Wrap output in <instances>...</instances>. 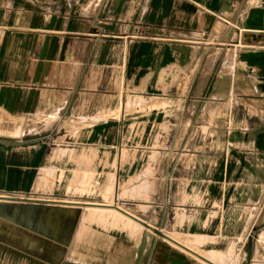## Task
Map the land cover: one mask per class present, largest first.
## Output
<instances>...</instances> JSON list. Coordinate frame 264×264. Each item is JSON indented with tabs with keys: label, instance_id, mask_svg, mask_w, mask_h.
I'll use <instances>...</instances> for the list:
<instances>
[{
	"label": "crops",
	"instance_id": "0c3cea01",
	"mask_svg": "<svg viewBox=\"0 0 264 264\" xmlns=\"http://www.w3.org/2000/svg\"><path fill=\"white\" fill-rule=\"evenodd\" d=\"M42 174L53 189L32 198ZM89 179L114 204L44 197ZM40 204L83 210L84 230L140 226L77 237L90 263L146 264L155 246L153 264H199L159 235L259 253L264 0H0V264H52L19 244L35 227L65 238L73 215Z\"/></svg>",
	"mask_w": 264,
	"mask_h": 264
},
{
	"label": "rangeland",
	"instance_id": "374dc122",
	"mask_svg": "<svg viewBox=\"0 0 264 264\" xmlns=\"http://www.w3.org/2000/svg\"><path fill=\"white\" fill-rule=\"evenodd\" d=\"M61 177V174L59 175V178ZM56 179V175L54 174H42L40 176V179L37 183V185L34 187V192L36 194L29 195L32 198H40L42 196L38 195L39 193H50L52 191V187L54 186V181ZM94 185L90 179L87 181V183H84L83 187H86L84 189H77L76 187H73L72 185L70 188L66 191V196L64 197H57V196H44L48 198H55V199H66V200H74V201H87V202H101V203H112L114 204V191L112 189L104 190V192L101 194V199L97 198L96 191L94 188ZM73 187V188H71ZM86 195L87 198H79L76 197L77 195ZM121 197V196H120ZM119 206V205H118ZM122 207V205H120ZM34 212L36 216L40 215H49L50 217L59 218L69 215L70 213L73 215V218H70L67 220V236L58 237L57 231H54L53 229L47 234L44 233L41 229H38V227H35V230L33 231V238L30 237L33 246H29L26 244V240L22 239V244H19V247L21 249H24L28 252H32V254L42 260H48L52 264H106L105 262H97V263H90L83 260L78 259L75 257L71 252V244L73 241L78 237L80 240H97L100 238L108 239V235H112L113 233H116L118 231H131V234L137 233L140 229L139 225L134 224L131 222V224L128 226L127 224H124L123 222H127L124 218H120V221H117L116 216H114V220L111 217V223H113L114 227L109 225V222H92L89 224V230H84V225L82 221H80L81 215L83 213V210H80L78 208L73 207H64L61 205H47V204H40L38 206H34ZM38 212V213H37ZM43 213V214H42ZM113 215H115L114 212ZM52 225L55 224V222L51 223ZM58 224H56L57 226ZM88 226V225H87ZM126 229H125V228ZM25 233V232H24ZM132 234V235H133ZM150 234V232H149ZM163 237L161 235L157 236L156 239L160 242L168 243L170 247L174 249L175 255H186L187 257H190L186 252H183L179 248L175 246H171V244L167 240H163ZM171 238L175 240H187L186 242L192 246L193 248H196L197 251L200 250V252L209 251L211 248H220L221 244H218V241L212 242V243H206L201 240V238H195V239H183L177 236H172ZM255 238H249L246 246L242 249L241 243L236 244V240H230L227 239L225 242H223V245H221V250L224 251L223 255L218 258L216 261L217 264H264V235H260L259 237V245L261 248L259 249L260 252L252 255L250 252L252 241ZM29 240V241H30ZM245 242V239H242V243ZM196 243V244H194ZM216 246V247H215ZM50 250H52V254L50 253ZM156 247L153 246L151 248V252L147 253L146 255V264H153L155 261L156 256ZM163 256V255H162ZM257 257V258H256ZM117 261V258L115 259L114 263L119 264ZM219 261V262H218Z\"/></svg>",
	"mask_w": 264,
	"mask_h": 264
},
{
	"label": "bare ground",
	"instance_id": "6f19581e",
	"mask_svg": "<svg viewBox=\"0 0 264 264\" xmlns=\"http://www.w3.org/2000/svg\"><path fill=\"white\" fill-rule=\"evenodd\" d=\"M18 124V123H17ZM19 129V128H18ZM14 130V129H13ZM14 135V134H13ZM78 175V174H77ZM107 190V189H106ZM84 203V202H83ZM89 204V203H88ZM97 204V203H96ZM95 204V205H96ZM104 205H100L98 204V206H92V207H97V208H106L107 210L114 212L115 214L118 213L119 209L116 206L113 205H107L106 207H102ZM91 207V206H90ZM251 208V207H250ZM92 210V209H91ZM103 210V209H102ZM88 211V210H87ZM95 211V210H94ZM105 211V210H104ZM121 211H123L121 209ZM104 213V212H102ZM126 213V212H125ZM128 213V212H127ZM126 213V214H127ZM100 214V213H99ZM98 214V216H99ZM119 214V213H118ZM130 214V213H129ZM128 214V215H129ZM102 215V214H101ZM121 215V214H120ZM106 216V215H105ZM122 217V216H121ZM103 218V217H102ZM124 218V216H123ZM132 219H134L131 216ZM131 221V220H130ZM134 223V222H133ZM139 223V222H138ZM194 234V233H193ZM191 237V236H190ZM198 237V236H197ZM199 238V237H198ZM165 239L171 244V246H175L177 248H179L180 250H182L183 252H186L188 255H190L191 259H193L194 261H196L199 264H217L216 261L218 260V258H220L224 252L219 251V250H215V249H210L209 251H204V252H200L196 250V248H193L192 246H190L186 241L187 240H175L169 236L165 237ZM202 240V239H201ZM237 240V239H236ZM204 242V241H203ZM196 244V243H194ZM121 252V251H120ZM257 258V257H256ZM219 262V261H218Z\"/></svg>",
	"mask_w": 264,
	"mask_h": 264
},
{
	"label": "water",
	"instance_id": "95a60500",
	"mask_svg": "<svg viewBox=\"0 0 264 264\" xmlns=\"http://www.w3.org/2000/svg\"><path fill=\"white\" fill-rule=\"evenodd\" d=\"M165 237V236H164Z\"/></svg>",
	"mask_w": 264,
	"mask_h": 264
}]
</instances>
